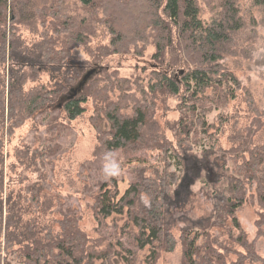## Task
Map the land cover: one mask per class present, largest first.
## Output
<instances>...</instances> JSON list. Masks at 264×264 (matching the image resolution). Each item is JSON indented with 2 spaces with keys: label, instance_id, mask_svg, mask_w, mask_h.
Instances as JSON below:
<instances>
[{
  "label": "trees",
  "instance_id": "obj_1",
  "mask_svg": "<svg viewBox=\"0 0 264 264\" xmlns=\"http://www.w3.org/2000/svg\"><path fill=\"white\" fill-rule=\"evenodd\" d=\"M8 1L0 0V62H7L9 70L6 82L2 77L0 79V117L1 120L6 119L7 133L31 116L46 111L47 114L62 111L65 118L74 119L84 110L81 104L92 97L95 113H103L109 123L108 131L99 137L101 146L108 150L129 148L148 139L161 152L172 154L171 158L176 159L181 170V175L163 170L158 182L150 178L138 179L118 199L103 182L95 197L97 220L113 213L126 212L138 229L134 235L135 245L139 249L150 246L149 263L154 264L159 251L174 248L175 236L171 232L174 222L169 219L167 198L173 197L172 193L178 189L183 178L188 177V185L202 183L206 193L213 197L214 208L211 215L193 221L186 219L188 223L179 235L183 246L182 264H227L223 248L214 245L208 230L222 225L227 228L228 219L231 229L237 231L234 237L229 229V238L246 251L245 260L251 263L258 261L252 244L247 243L234 215L255 185L259 206L258 232L264 228V141L254 143L252 138L257 127L249 124L246 132L238 136L237 144L228 149L218 147L213 138V143L208 141L200 151H195L192 145L196 144L190 139L196 134L191 129V119L197 105L204 113L205 108L214 102V97L216 103L222 105L240 87L234 72L222 63V59L225 53H235L239 35L248 26L246 23L249 22L252 28L255 26L253 7H260L264 15V0H247L246 5L238 0H205L208 1L210 17L204 21L198 19L197 0H78L87 9L102 11L101 16L93 18L90 15L78 24L65 12L61 23L63 32H66L65 38L50 37L29 49L21 45L14 28L6 27ZM10 1L12 15L18 16L23 9L20 0ZM56 1L64 8L69 3L68 0ZM26 3L28 14L35 15V2L26 0ZM97 21L112 35L109 44L112 48H103V56L122 54L131 47L137 49L139 44L145 46L150 40L153 42L154 60L161 68L152 71L148 91L142 88L141 83L135 82L136 92H130L131 87L125 86L129 80L118 77L114 72H105L99 79L102 80L100 84L89 83L96 73L103 71L101 57L96 55L95 63L89 68L86 61L77 60L73 50L79 44H86L92 22ZM175 39L178 41V55L166 59V54L173 52L170 47ZM168 48L169 52L166 51ZM41 67L48 69L49 74L57 72L59 75L52 77L57 81L52 86L41 84L26 90L27 80H35ZM84 78L85 81L78 87ZM114 88L121 91L115 99L109 95ZM208 89L212 95L205 94ZM158 93L180 97L181 115L173 130L184 138L178 140L180 143L176 147H172L156 123L153 99ZM94 126L97 128L95 123ZM183 140L185 144H181ZM2 146L0 139V148ZM41 149L32 150L30 158L38 153L43 166L50 164L54 159L52 150ZM29 151L25 150V154ZM2 185L3 162L0 158V187ZM144 192L149 198L148 205L140 200ZM32 193L36 194L37 189ZM6 205L11 213L5 230L13 228L20 218L18 201L8 199ZM59 225V233L53 235L46 231L44 239L36 237L32 225H29L25 232L29 241L25 243H20L17 235L7 236L9 231H5V247L19 243L18 247L22 248L20 253L25 259L23 264H82L88 256L84 233L76 225V220L69 216L59 221ZM2 230L0 198V236ZM243 260L237 259L228 264H243Z\"/></svg>",
  "mask_w": 264,
  "mask_h": 264
},
{
  "label": "rangeland",
  "instance_id": "obj_2",
  "mask_svg": "<svg viewBox=\"0 0 264 264\" xmlns=\"http://www.w3.org/2000/svg\"><path fill=\"white\" fill-rule=\"evenodd\" d=\"M33 1L37 5L35 15L28 14L26 0H20L23 9L19 11L18 16L12 15L10 0L5 10L6 27L14 28L21 45L28 49L50 37L63 40L66 32H63L61 23L65 12L78 24L90 15L93 18L100 17L102 12L87 9L78 0H68L67 8L60 7L56 0ZM208 1L197 0L198 19L201 21L210 17ZM238 1L243 5L247 3V0ZM252 11L256 21L254 31L247 22L248 26L239 35L235 53H225L222 59V63L234 72L240 87L235 89L234 96H229L222 105L217 104L214 97L212 99L214 102L205 108L204 113L197 105L191 119L193 121L191 129L196 134L190 139L196 144L192 145L195 151H200L208 141L213 143V138L216 139L218 147L228 149L237 144L238 136L246 132L249 124L257 127L252 138L254 143L260 144L264 141V15L260 7L254 6ZM100 25L99 21L92 22V28L89 29L90 37L86 39V44H79L73 50L77 60L86 61L89 68L95 63L96 55L101 57L103 71L96 73L89 83L100 84L102 80L99 79L105 72L109 74L114 72L118 77L129 80L125 86L131 87L130 92H136L135 82L141 83L142 88L148 91L147 84L150 78H153L152 71L161 68L154 60L153 42L150 40L145 46L139 44L137 49L131 47L122 54L103 56V48H112L109 46L112 35ZM177 42V39L173 41L170 47L173 52L170 55L167 53L166 59H170V56L177 57L179 51ZM170 48L166 51L169 52ZM8 71L7 62L4 64L0 62V79L2 77L5 82ZM56 74L57 72L49 74L46 68L39 69L35 80L33 78L27 80L25 89L41 84L52 86L57 81L52 78ZM84 81L85 78L78 87ZM120 94L121 91L117 88L109 91L113 99ZM137 94L140 95L139 92ZM205 94L212 95V92L208 89ZM154 98L153 112L156 123L162 134L172 143V147H176L180 143L178 140L184 138L173 130L181 115L180 97L158 93ZM81 105L84 110L74 119L68 120L62 111H52L51 114H47L46 111L31 116L9 134L6 131V119L1 120L0 117V139L3 141L0 148V158L3 162V185L0 187L3 226L0 236V264H23L25 261L20 253L22 248L18 247L19 243L5 247V231H9L7 236L17 235L19 242L25 243L29 241L25 232L27 227L32 225V230L36 232L35 236L44 239L46 231L53 235L61 231L59 221L65 216L76 220V225L85 235L88 256L82 264H150V246L139 249L135 245L134 235L138 229L128 219L126 212L113 213L97 220L95 197L103 182L107 183V188L118 199L134 181L150 178L158 182V176L165 169L181 175L180 167L176 164V159L171 158L172 154L161 152L148 139L129 148L112 150L104 148L100 145V138L108 131V121L103 113L100 115L95 113L96 107L92 97ZM198 117L200 122L197 121ZM101 130L104 132L101 133ZM39 144L42 146L39 147ZM181 144H185V140L181 141ZM42 147L52 150L54 154V159L45 166L42 165L40 156H37V151V155L30 158L32 150L41 151ZM27 149L30 150L29 154H25ZM108 153H111L112 158L120 165V173L117 176L105 177L103 174ZM166 155L170 157L166 158ZM187 181L188 177H184L178 189L172 193L173 197L167 198L169 219L174 222L171 228L175 236L174 248L171 251H159L154 264H182L183 246L179 235L181 229L188 223L186 219L197 220L211 215L213 211V197L206 193L201 186L202 183L188 185ZM254 186L234 215L244 231L247 243L252 244L251 248L258 261L251 263L245 260L246 251L229 238V229L234 237L237 235V231L231 229L229 219L226 221L228 229L222 225L208 230L214 245L218 244L223 248L227 264L237 259H244L243 264H264V228L258 232L256 222L259 206ZM34 188L37 189L36 194L32 193ZM145 198L147 204L144 202ZM8 199L11 202H19L20 218L13 228L5 230L8 215L11 213L6 205ZM140 200L145 205L149 204L145 192L141 193Z\"/></svg>",
  "mask_w": 264,
  "mask_h": 264
},
{
  "label": "clouds",
  "instance_id": "obj_3",
  "mask_svg": "<svg viewBox=\"0 0 264 264\" xmlns=\"http://www.w3.org/2000/svg\"><path fill=\"white\" fill-rule=\"evenodd\" d=\"M106 164L103 168L105 177L117 176L120 173V165L112 158L111 153L106 154ZM145 204L148 203L147 199L144 200Z\"/></svg>",
  "mask_w": 264,
  "mask_h": 264
}]
</instances>
